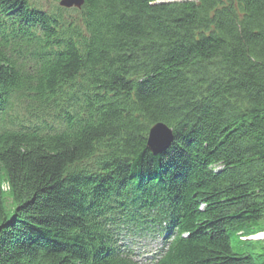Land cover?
I'll use <instances>...</instances> for the list:
<instances>
[{"label": "trees", "instance_id": "1", "mask_svg": "<svg viewBox=\"0 0 264 264\" xmlns=\"http://www.w3.org/2000/svg\"><path fill=\"white\" fill-rule=\"evenodd\" d=\"M59 1L0 0V264H264V0Z\"/></svg>", "mask_w": 264, "mask_h": 264}, {"label": "rangeland", "instance_id": "2", "mask_svg": "<svg viewBox=\"0 0 264 264\" xmlns=\"http://www.w3.org/2000/svg\"><path fill=\"white\" fill-rule=\"evenodd\" d=\"M148 135V132H147ZM147 138V136H146ZM252 239H262L264 238V232L258 233L251 236ZM121 243H125V248L133 252L134 260L140 261L142 264H147L152 255L158 250L159 242L161 237L154 236L138 238L131 236L129 233H123L120 235Z\"/></svg>", "mask_w": 264, "mask_h": 264}, {"label": "water", "instance_id": "3", "mask_svg": "<svg viewBox=\"0 0 264 264\" xmlns=\"http://www.w3.org/2000/svg\"><path fill=\"white\" fill-rule=\"evenodd\" d=\"M84 0H61L59 4L64 7L79 8ZM172 129L161 122L153 124L149 130L146 138V148L153 154L157 155L165 151L170 145L173 136Z\"/></svg>", "mask_w": 264, "mask_h": 264}]
</instances>
